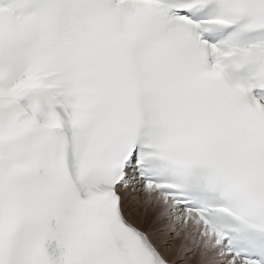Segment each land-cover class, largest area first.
Wrapping results in <instances>:
<instances>
[{"label": "snow or ice", "instance_id": "1", "mask_svg": "<svg viewBox=\"0 0 264 264\" xmlns=\"http://www.w3.org/2000/svg\"><path fill=\"white\" fill-rule=\"evenodd\" d=\"M131 193L264 264V0H0V264H169Z\"/></svg>", "mask_w": 264, "mask_h": 264}, {"label": "bare ground", "instance_id": "2", "mask_svg": "<svg viewBox=\"0 0 264 264\" xmlns=\"http://www.w3.org/2000/svg\"><path fill=\"white\" fill-rule=\"evenodd\" d=\"M128 202H130V204H128V206H135V208H142V210H140L139 215L143 218H151V217H155L157 220V214L161 213L160 208L153 205V204H149L144 195H136V194H129L128 197ZM137 205V206H136ZM153 208L155 211L154 215L149 214V209ZM151 211V210H150ZM165 221H168L169 224L167 222L163 223L161 222L160 226L158 225H154V227L152 229H150L151 231H147L146 228H144V231H147L151 234H154V242H156L163 251L166 252V248H164V245L166 244V234H167V230L170 228V224L171 221H169L167 218H163ZM145 220V219H143ZM153 220V219H152ZM138 226V225H137ZM145 226V225H144ZM140 227V226H138ZM141 230L143 229L142 227H140ZM178 230V242L174 243V245L172 247H169L167 249H170L171 254L167 255V259L169 260V262L171 264H175V261H173V259L171 258V256H176L177 258L182 257L183 252L188 248L187 246L190 245L191 241L193 240L190 236V234H188L186 231H180ZM165 243V244H164ZM195 244V243H194ZM196 246V244H195ZM196 254L197 257H195L194 259V263L196 261V264H205V260L204 258H202L201 256V249L199 247L196 246ZM167 254V253H166ZM195 256V255H194ZM183 264H191L189 260H187L186 258L183 260ZM193 264V263H192Z\"/></svg>", "mask_w": 264, "mask_h": 264}, {"label": "rangeland", "instance_id": "3", "mask_svg": "<svg viewBox=\"0 0 264 264\" xmlns=\"http://www.w3.org/2000/svg\"><path fill=\"white\" fill-rule=\"evenodd\" d=\"M128 204H130V202H128ZM137 206V205H136ZM140 210H142V208H135V206H129V211L131 212V219L135 220L137 225L142 227L144 230V228L147 229V231H151L150 229H152L154 227V225H158L160 226L161 222L165 223L167 222L169 224L168 221H165L163 218L161 213L157 214V220L156 218L153 216L151 218H143L139 215L140 213ZM151 210V211H150ZM154 209L151 208L149 209V214L151 215H154L155 211H153ZM145 219V220H143ZM153 219V220H152ZM166 219V218H165ZM145 225V226H144ZM178 230L177 231H172L171 230V227L167 230V234H166V244L164 245V248H166V253L167 255H170L171 254V251L170 249H167L169 247H172L174 245V243L178 242V239L177 236H178ZM188 248L183 252V256L182 257H179L177 258L176 256H171V258L173 259V261H175V264H183V260L186 258L187 260L190 261V263L192 264H196V261L194 263V259L195 257H197V254H196V246L194 244V241L192 240L190 245L187 246ZM195 255V256H194Z\"/></svg>", "mask_w": 264, "mask_h": 264}]
</instances>
